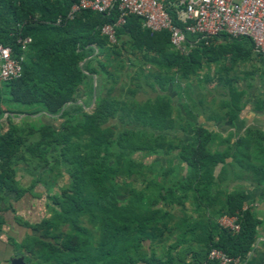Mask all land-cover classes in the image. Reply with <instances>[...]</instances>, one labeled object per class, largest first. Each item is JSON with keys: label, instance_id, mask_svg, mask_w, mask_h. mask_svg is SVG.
<instances>
[{"label": "trees", "instance_id": "16d2710c", "mask_svg": "<svg viewBox=\"0 0 264 264\" xmlns=\"http://www.w3.org/2000/svg\"><path fill=\"white\" fill-rule=\"evenodd\" d=\"M79 1L0 0V43L10 47L14 57L23 56L20 78L0 85V120L6 117L8 123L5 132L0 130V191L20 193L13 169L19 162L33 171L60 168L58 177H67L63 188L47 196L51 216L21 245L25 263L200 264L212 248L244 257L253 246L258 221L243 210L240 189L228 193L219 186L229 173L234 179L250 174L252 181L264 182V133L248 127L233 140L199 123L200 117L234 121L244 94L233 89V78H217L215 84L206 79L204 87L192 79L204 64L250 59L252 42L227 37L208 45L200 41L181 55L171 47L167 31L151 32L140 18L129 16L116 28V42L110 44L100 29L116 22V11L79 10L69 19ZM25 38L31 42L23 52L20 41ZM124 45L148 66V73L141 67L133 72L130 82L148 80L158 86L161 94L153 103L134 100L141 89L136 82L128 88L127 100L109 97L114 90L108 82L116 83L115 73L108 71L109 58ZM170 85L187 106L182 124L174 119L170 97L163 94ZM210 91L224 99L209 97ZM92 101L93 110L85 111ZM17 117L21 119L14 123ZM115 119V124L109 123ZM179 130L190 131V138L175 137ZM137 153L178 163L162 173L168 178L164 184L147 180L138 190L123 181L127 189L123 193L117 180L120 172L129 178L142 176L134 170L141 166L133 159ZM47 185L51 190L56 187ZM189 195L195 214L200 215L202 207L215 219L238 214L239 233L233 235L211 218L176 219L164 207L169 196L170 205L182 206ZM62 234L64 239L58 242Z\"/></svg>", "mask_w": 264, "mask_h": 264}, {"label": "built area", "instance_id": "2783aa9c", "mask_svg": "<svg viewBox=\"0 0 264 264\" xmlns=\"http://www.w3.org/2000/svg\"><path fill=\"white\" fill-rule=\"evenodd\" d=\"M79 10L98 14L116 11V22L100 29L110 44L116 42V28L127 17L135 16L151 32L167 31L171 47L181 55H187L200 41L208 45L227 37L230 41L249 39L254 51L264 58V0H80L68 18L72 19L73 13ZM189 36L194 38L189 40ZM20 42L25 52L31 39ZM22 61L23 56L14 57L12 49L0 43V83L20 78ZM239 219L238 214L222 216L218 224L236 235L240 231ZM242 259L212 248L200 264H240Z\"/></svg>", "mask_w": 264, "mask_h": 264}, {"label": "crops", "instance_id": "0c3cea01", "mask_svg": "<svg viewBox=\"0 0 264 264\" xmlns=\"http://www.w3.org/2000/svg\"><path fill=\"white\" fill-rule=\"evenodd\" d=\"M259 60L264 64L263 57L260 56ZM257 74L259 83H243L239 88L245 96L240 104V113L234 121L214 123L200 117L198 122L205 127L210 125L211 131L222 137L230 136L233 140L243 135L248 127H258L264 133L263 69L257 71ZM20 119L21 117H17L13 121L18 122ZM7 126L5 117L0 120V130L5 132ZM13 169L20 193L0 191V264H10L9 260L16 254L25 257V250L21 245L27 238L35 236L34 227L48 218L49 199L47 196L54 190L46 189L44 184L37 182L35 179L37 174H33L26 163L19 162L13 166ZM221 188H226L228 193L234 188L240 189L244 194L243 210H249L258 221L253 246L240 264H264V182L259 184L252 181L250 174L238 175L234 179L229 173L228 180L220 184L219 189ZM214 208L216 210L219 206L216 205ZM201 209L197 219H215V216H210L207 212L204 213L203 207ZM217 220L215 219V222ZM216 240L215 237L214 241ZM199 246L201 245L195 247ZM29 264H43V262L31 260Z\"/></svg>", "mask_w": 264, "mask_h": 264}, {"label": "rangeland", "instance_id": "374dc122", "mask_svg": "<svg viewBox=\"0 0 264 264\" xmlns=\"http://www.w3.org/2000/svg\"><path fill=\"white\" fill-rule=\"evenodd\" d=\"M116 53H118V56H115ZM113 54L114 56L111 59L109 58V60L111 61L110 65L112 68L108 69V71H110L111 73L112 72L115 73L114 75L116 78V83L108 82L107 87L111 86L112 89L114 90L112 95H110L109 97L117 98L118 100H127L126 95L128 94V88L135 87L134 82L136 81L133 80L132 82H130V78L133 77V72H135L139 67H141L142 69H145L146 72L148 73L149 71L147 68L148 66L144 65L143 61H139L140 55L133 56L130 54L128 45H124L123 47H117V49L114 50ZM259 57L260 55H258L255 51H253L251 58L246 60L245 62H236L235 64H231V59L228 58L220 62H212L209 64H204L202 69L198 72V76L194 77L192 79V82L198 83L199 85H201V87H204L205 86L204 81L206 79L211 80L212 84H215L217 78L222 77L223 81H225V79L227 78L228 79L233 78L234 81L233 89L236 92H240L239 88L242 86L243 83H253V84L259 83L258 80L259 77L257 71L259 72L263 69V73H264V64L260 62ZM136 83H140L139 87L141 88L134 95V100L136 102L142 103L149 100L151 103H153L157 95L161 94V92L158 89V86L151 85L150 81L148 80L147 82L142 80ZM95 86H96V79L94 78L93 87ZM221 87H223L222 83L218 84L217 91H219V93H221ZM121 88L123 89L121 90ZM208 90L210 89L208 88ZM210 92L211 93L209 97L215 96L217 98V101H222L224 99L219 96H216L217 94H215L214 91H210ZM242 93L244 94V92ZM163 94L167 95L171 99L172 106L174 107V119L176 121L179 120L180 122V118H186L187 106L185 102L176 95L171 85L167 88V90H165V92H163ZM244 96L245 95H243V97ZM93 108H94V101H92L91 105L85 108V111L91 112ZM79 118L80 117H78V119ZM29 121H32V119L28 120L27 122ZM116 121H117L116 119L110 120L109 123L115 124ZM13 122L15 123L16 120ZM206 127L210 128L209 129L210 131L212 130L210 125H207ZM190 136H191L190 131L186 134H183L179 130V132L175 134V137L181 138L183 141H187L190 138ZM133 159H135L141 164V166L135 167L134 170L140 171L142 173V176L133 174L129 178L126 177V175L123 172H120L117 176V180L118 182H120L121 185L120 190L123 193L127 192V189L122 185L123 181H125L127 184H131L133 187H135L138 190L144 189L147 180L155 179V181L158 184H164L165 182H167L168 178H163L162 173L171 171L172 169H174L173 167L178 163L175 160L169 163L167 161V157L155 158L154 156H145L142 153L135 154L133 156ZM29 170L33 171L32 168H30ZM45 170L42 171V169H38L33 171V174L42 173L40 177L41 179L38 182L44 184L46 189L49 188V185L47 184L52 183L56 185L54 190L51 191V195H53L54 193L59 191L58 190L59 188H63L66 185L67 177L66 176L61 178L58 177V171L60 170V168L59 169L55 168L53 172H48ZM62 171L63 170L61 169V172ZM177 175L181 176L182 172L177 171ZM154 189L155 187L152 186L150 191H154ZM175 194L177 196H181V193L178 191H175ZM124 198H126V196ZM190 199L191 198L189 195L188 200L182 206L178 204L170 205L169 204L170 196H169L167 198L168 203L164 205V207L170 210L176 219L182 218V216L186 215L189 216L192 220H195L198 217V214L194 213V204ZM49 206H51L50 199H49ZM47 214L49 215L48 216L49 218L51 216V211L49 208ZM93 232H95V230H93ZM63 239H64V234L58 235V242H62Z\"/></svg>", "mask_w": 264, "mask_h": 264}, {"label": "water", "instance_id": "95a60500", "mask_svg": "<svg viewBox=\"0 0 264 264\" xmlns=\"http://www.w3.org/2000/svg\"><path fill=\"white\" fill-rule=\"evenodd\" d=\"M10 264H26L24 261V257L23 256H19L18 254H16L14 257H12L9 260Z\"/></svg>", "mask_w": 264, "mask_h": 264}]
</instances>
